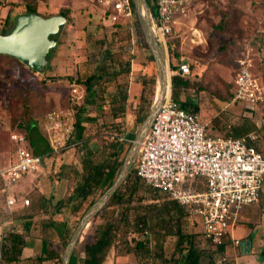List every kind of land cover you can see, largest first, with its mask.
Listing matches in <instances>:
<instances>
[{
  "label": "rangeland",
  "instance_id": "374dc122",
  "mask_svg": "<svg viewBox=\"0 0 264 264\" xmlns=\"http://www.w3.org/2000/svg\"><path fill=\"white\" fill-rule=\"evenodd\" d=\"M28 2L37 4L38 12L44 17L67 12L69 21L58 35L55 54L43 71L33 70L24 63H10L6 59L0 61V169L15 160L16 146L11 135L23 112V102L30 105L33 120L43 135H48L44 128L47 116L54 111L63 113L64 118L56 131L64 133L67 138L61 153L65 154L66 171L73 172L72 182L75 172L81 170L82 157L106 141L125 137L119 158L124 161L131 141L157 95V68L146 42L145 45H138L135 16L132 20L113 18L94 0H0V32L5 27L9 11L12 20H15L17 15L25 14ZM222 15L227 16L226 25L223 30H216ZM176 30L177 33L169 41L177 54L174 61L181 67L177 72L171 70V78L179 74L189 81V86L179 87V101H191L198 107L201 121L209 134L224 137L255 134L258 147L264 154V102L258 107H242L231 102V83L241 60L251 61L254 75L264 81V0H197L189 16L181 21ZM104 40L109 41L108 47L113 52L121 47L128 49L129 54L125 57H132L130 71L115 79L109 76L111 79L100 82L99 87L94 84L93 89L98 91L96 107L90 106L83 112L86 130L79 141L75 138L78 132L75 129L77 112L85 103V97L94 99L93 94H86V87L79 82L96 70V65L89 59L102 47L100 41ZM160 46L166 51L170 63L168 47ZM152 75L156 78L155 92L153 95L147 92L146 100L142 101L139 96L141 83ZM74 84L79 91L84 90V97L80 100L74 97L78 95L73 92ZM118 84H127L128 91L131 84L132 88L125 114L115 119L112 114V105L115 104L109 103V93ZM16 89L27 95L14 97ZM170 94L172 97V90ZM91 117L93 121L88 120ZM100 158L99 153H95V161ZM135 167L134 163L131 169ZM51 175L48 177L50 181L59 180V171ZM259 205L264 208V195ZM79 221L73 225L71 235ZM189 222L200 236L203 228L199 219L192 216ZM256 222L261 225L255 248L257 254L248 258L242 255L240 264H264V216L261 221L254 220ZM89 227L73 252L80 253V245L87 237ZM249 231L250 228L244 225L242 229L237 227L238 236L242 234L244 237ZM145 236L149 238V234ZM224 257L226 264H233L230 256L225 254ZM105 264L137 262L132 255L117 256L111 252ZM202 264H212L209 255L203 257Z\"/></svg>",
  "mask_w": 264,
  "mask_h": 264
},
{
  "label": "trees",
  "instance_id": "16d2710c",
  "mask_svg": "<svg viewBox=\"0 0 264 264\" xmlns=\"http://www.w3.org/2000/svg\"><path fill=\"white\" fill-rule=\"evenodd\" d=\"M147 2L150 11L154 14L156 0H147ZM28 12L40 14L38 5L26 3L25 13ZM60 14L69 21L67 12L61 11ZM226 19L227 16L222 15L221 21L215 29L223 30ZM13 24L14 20H12L9 11L5 18V27L0 33L9 32ZM135 25L138 45H145L136 13ZM170 38L167 40L170 68L177 72L181 66L174 61L177 54L171 47ZM100 43L102 47L92 53L89 59L90 63L96 65V70L79 82L86 87V94H93L94 96L92 100L85 97V103L80 106L77 112L75 129L78 132L75 138L79 141L83 139L86 130L83 125L84 117L82 114L90 106L96 107L98 91L93 89L94 84L106 82L105 79H111L112 76L115 79L130 71L132 57L131 55L125 57L129 54L126 47H121L119 51L113 52L108 47L109 41L104 40ZM55 51L56 49L49 54V62ZM5 59L10 63L23 64L15 57L0 54V61ZM255 77L259 79L258 76L255 75ZM261 82L264 84V81ZM181 85L187 87L189 81L179 74L173 75L172 99L181 108L198 112V107L191 101L183 103L179 101V87ZM155 87L156 78L154 75L149 79H143L139 93L140 99L146 100L147 92L153 95ZM102 92H105L104 88ZM25 93L21 94L16 89L13 96L20 98L26 96L27 93L26 95ZM129 98L127 84H118L116 89L109 93V103L115 104L112 105V114L115 119L125 114V106ZM233 100L234 84L231 83V102ZM22 105L23 112L17 120L13 133L23 134L26 137L33 154L49 155L51 152L49 142L33 120L30 105L26 102H23ZM88 120L93 121L94 118L91 117ZM117 127L119 129V126ZM255 146L263 154L257 142ZM121 147L122 141L113 139V141H106L97 149H91L90 153L82 157L80 161L81 170L75 172L74 183L72 182L73 184L68 186L62 198L53 201V198L48 199L43 195L36 194L37 206L30 204L24 209L25 221L21 232L10 230L4 234L0 244V264H60L63 251L71 237L73 225L81 219L84 213L109 189L116 179L123 163V160L119 159ZM95 153H99L101 157L97 161L94 159ZM97 193L98 197L96 196ZM263 195L264 184L261 189V197ZM47 209L53 211L50 216L44 214ZM42 210L44 212H41ZM40 212L41 215L46 216L39 222L38 244L40 252L33 257H23L26 238L34 224V216ZM57 214H62L63 218L57 219ZM190 217L192 216L185 208L172 199L167 192L152 187L139 177L135 167L129 171L124 183L113 195L107 206L92 219L87 237L80 245V253H72L70 264H105L111 252L117 256L132 255L137 264H202L203 257L207 254L211 263L214 264L216 257H224L230 240L226 239L222 245L217 247L212 246L210 241L205 238L203 230L200 236L193 231L189 222ZM199 223H201L200 220ZM147 234H149V238H145Z\"/></svg>",
  "mask_w": 264,
  "mask_h": 264
},
{
  "label": "built area",
  "instance_id": "2783aa9c",
  "mask_svg": "<svg viewBox=\"0 0 264 264\" xmlns=\"http://www.w3.org/2000/svg\"><path fill=\"white\" fill-rule=\"evenodd\" d=\"M94 1L113 18L132 20L135 16L132 0ZM195 2L156 0L155 13L150 11V15L160 44L167 46V40L177 33L176 26L189 16ZM233 84L234 102L251 106L264 102V84L255 77L251 61L239 62ZM72 86L78 94L74 95L75 99H82L84 90L79 91L75 84ZM62 114L54 111L46 118L44 128L48 135L44 137L51 148L49 155L33 154L26 137L12 133L16 159L0 169L4 188L28 173L39 171L45 157L59 155L65 149L66 135L56 131L64 118ZM257 138L253 133L241 137L209 134L197 112L181 108L170 96L140 145L136 173L147 184L167 192L189 215L198 218L205 238L217 247L228 238L239 211L260 203L264 155L256 149ZM118 139L126 140L125 137ZM17 203L15 198H7L10 208ZM21 205L29 206V198H23ZM215 264H226V258L215 259Z\"/></svg>",
  "mask_w": 264,
  "mask_h": 264
},
{
  "label": "water",
  "instance_id": "95a60500",
  "mask_svg": "<svg viewBox=\"0 0 264 264\" xmlns=\"http://www.w3.org/2000/svg\"><path fill=\"white\" fill-rule=\"evenodd\" d=\"M137 20L147 47L154 59L157 68V95L153 106L142 121L135 138L122 163L113 184L98 200L84 213L76 229L71 235L62 254L61 264H70L71 256L77 242L90 225L92 219L104 209L116 191L124 183L131 167L137 160L142 141L147 135L153 120L168 98V88L172 90V78L169 58L162 49L152 29L150 8L147 0H132ZM67 23L62 14L44 17L40 14L28 12L17 15L13 27L9 32L0 33V54L17 58L33 70L40 71L47 67L49 54L57 46V36ZM242 250L250 251V243H242Z\"/></svg>",
  "mask_w": 264,
  "mask_h": 264
},
{
  "label": "crops",
  "instance_id": "0c3cea01",
  "mask_svg": "<svg viewBox=\"0 0 264 264\" xmlns=\"http://www.w3.org/2000/svg\"><path fill=\"white\" fill-rule=\"evenodd\" d=\"M179 25L176 26V29ZM132 88V84L130 86ZM128 94L130 92V89ZM130 96V95H129ZM131 98V97H130ZM233 104H240L242 107H252L242 102H232ZM192 111V110H190ZM199 114V112H197ZM200 116V114H199ZM201 119V118H200ZM214 135V134H213ZM220 136V135H214ZM241 137V136H238ZM73 158V155H72ZM16 159V152H15ZM65 154L60 153L59 155H54L50 157H45L41 168L35 173H28L23 176L18 181L11 183L6 188H4L3 181L0 178V244L4 234L7 231L13 230L21 232L22 225L25 221L24 209L21 205V200L25 197L30 196V204L33 206L36 205V194L43 195L45 197L53 198V201L58 200L64 196L68 186L72 183V170L66 171V164H64ZM74 159V158H73ZM74 162V160H73ZM4 168V167H2ZM1 168V169H2ZM58 172L59 180L50 181L48 177L52 176L53 172ZM66 172V174H65ZM65 187V188H63ZM63 188V189H62ZM27 197V198H28ZM7 198H15L18 202L15 206L9 207L7 204ZM41 212H44L43 210ZM38 213L34 216V224L31 228V231L26 238V246L23 250V257H33L40 252L39 241V222L45 215ZM53 213L52 210L47 209V212L44 214L50 216ZM264 216V208L258 205L246 206L241 209L234 219L230 229L229 236L227 239L230 240V244L226 249V255L231 257L233 264H240L242 255L246 258L256 255V241L259 239L258 228L261 226L258 222L254 223V220H260ZM57 219L63 218L62 214L56 215ZM242 225L249 227L250 231L246 233V236L242 237L237 235V227L239 226L242 229ZM250 236V237H249ZM235 241H239V244H236ZM250 243V251L242 250V243ZM264 252V251H263ZM264 257V255H262Z\"/></svg>",
  "mask_w": 264,
  "mask_h": 264
},
{
  "label": "bare ground",
  "instance_id": "6f19581e",
  "mask_svg": "<svg viewBox=\"0 0 264 264\" xmlns=\"http://www.w3.org/2000/svg\"><path fill=\"white\" fill-rule=\"evenodd\" d=\"M171 74V73H170ZM168 97H169V95H170V88H168ZM156 96V95H155ZM90 229V228H89ZM89 231V230H88ZM86 233H88V232H86ZM86 236V235H85Z\"/></svg>",
  "mask_w": 264,
  "mask_h": 264
}]
</instances>
